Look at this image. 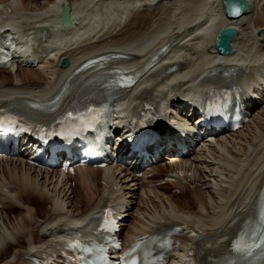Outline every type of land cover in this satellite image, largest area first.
Returning <instances> with one entry per match:
<instances>
[{
  "label": "bare ground",
  "instance_id": "obj_1",
  "mask_svg": "<svg viewBox=\"0 0 264 264\" xmlns=\"http://www.w3.org/2000/svg\"><path fill=\"white\" fill-rule=\"evenodd\" d=\"M99 1L95 5L97 0H89L84 6L79 0H0V22L9 19L10 24L19 18L36 28L42 18H53L61 5L68 4L73 8L72 17L84 24L91 12L105 10L106 0ZM249 1V10L238 19L226 15L223 0L128 1L125 9L116 7L122 20L113 30L80 41L71 38L78 32L73 30L47 65L39 69L18 66L15 77L11 69L0 71V105H46L72 89L67 106L82 87L78 81L84 73H75L78 65L106 54H122L128 64H110L92 74L94 78L105 74L109 89H114L115 75L123 70L144 74L125 92L120 104L124 109L157 104L160 96L168 94L176 100L190 90L206 91L210 82L223 87L232 76L243 83L254 69L264 70V0ZM4 27L0 23V30ZM228 27L239 33L233 53L222 55L216 38ZM83 32L77 36L84 37ZM165 46L170 53L159 54ZM154 57L158 62L153 66ZM62 60L69 61L65 69L59 67ZM212 75L227 76L209 81ZM263 84L261 78L256 86ZM175 169L184 171L182 182L158 185ZM151 173L154 176L147 177ZM263 187L264 103L242 131L207 142L190 158L162 162L141 178L115 167H84L69 176L55 169H37L23 158H0V264H24L28 256L57 248L58 234L77 230L112 202L119 215L128 217L123 240L147 236L167 225L186 224L201 230L198 233L207 246L204 257L213 260L229 249ZM175 189H182L187 199L174 195ZM190 247L187 243L173 264H182Z\"/></svg>",
  "mask_w": 264,
  "mask_h": 264
},
{
  "label": "water",
  "instance_id": "obj_2",
  "mask_svg": "<svg viewBox=\"0 0 264 264\" xmlns=\"http://www.w3.org/2000/svg\"><path fill=\"white\" fill-rule=\"evenodd\" d=\"M227 12L232 17H240L246 13L249 8L248 0H224ZM230 9H234L235 14L231 15ZM65 11H69V8L66 7ZM70 21V20H69ZM238 34V31L235 28L223 29L218 36V49L220 53L230 55L233 52L231 42Z\"/></svg>",
  "mask_w": 264,
  "mask_h": 264
},
{
  "label": "rangeland",
  "instance_id": "obj_3",
  "mask_svg": "<svg viewBox=\"0 0 264 264\" xmlns=\"http://www.w3.org/2000/svg\"><path fill=\"white\" fill-rule=\"evenodd\" d=\"M131 2V1H135V0H106V7L108 8V10H110V9H116V7H120V9H125L126 7H128L129 5V2ZM123 2V4L121 5V3ZM126 2V3H125ZM99 3H100V1H99ZM99 3H97L98 5H99ZM127 5V6H126ZM99 7V6H98ZM125 7V8H124ZM112 9V10H113ZM116 11V10H115ZM112 13H114L111 17H109V20H110V22H112L114 19H116L117 18V14H116V12H112ZM114 25L115 24H113L112 26H110V28L111 27H114ZM110 28H109V30H110ZM113 29V28H112ZM11 76H12V74H11ZM13 76L15 77V74H13ZM12 76V77H13ZM73 186H74V184H73ZM186 197H188V194H185V195H183V198H185V199H187Z\"/></svg>",
  "mask_w": 264,
  "mask_h": 264
}]
</instances>
